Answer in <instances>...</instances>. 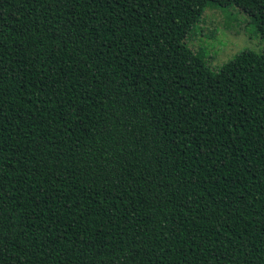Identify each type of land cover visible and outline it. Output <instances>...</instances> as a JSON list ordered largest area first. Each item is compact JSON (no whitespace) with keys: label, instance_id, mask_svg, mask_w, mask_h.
<instances>
[{"label":"trees","instance_id":"trees-1","mask_svg":"<svg viewBox=\"0 0 264 264\" xmlns=\"http://www.w3.org/2000/svg\"><path fill=\"white\" fill-rule=\"evenodd\" d=\"M0 0V264H264V52L212 72L209 5Z\"/></svg>","mask_w":264,"mask_h":264},{"label":"rangeland","instance_id":"rangeland-1","mask_svg":"<svg viewBox=\"0 0 264 264\" xmlns=\"http://www.w3.org/2000/svg\"><path fill=\"white\" fill-rule=\"evenodd\" d=\"M185 43L202 54L212 72H218L244 50L264 52V39L250 18L233 5L226 8L209 5Z\"/></svg>","mask_w":264,"mask_h":264}]
</instances>
